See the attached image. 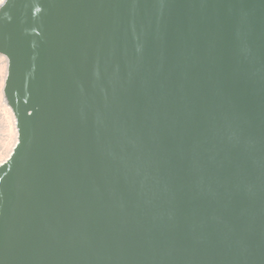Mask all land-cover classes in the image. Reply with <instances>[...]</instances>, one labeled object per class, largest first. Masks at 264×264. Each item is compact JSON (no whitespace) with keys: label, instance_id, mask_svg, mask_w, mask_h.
<instances>
[{"label":"water","instance_id":"water-1","mask_svg":"<svg viewBox=\"0 0 264 264\" xmlns=\"http://www.w3.org/2000/svg\"><path fill=\"white\" fill-rule=\"evenodd\" d=\"M0 264H264V0H2Z\"/></svg>","mask_w":264,"mask_h":264},{"label":"rangeland","instance_id":"rangeland-1","mask_svg":"<svg viewBox=\"0 0 264 264\" xmlns=\"http://www.w3.org/2000/svg\"><path fill=\"white\" fill-rule=\"evenodd\" d=\"M7 58L0 54V161L3 160L12 150L15 144L16 133L13 126V112L4 103V83L7 75ZM12 112V113H11Z\"/></svg>","mask_w":264,"mask_h":264},{"label":"bare ground","instance_id":"bare-ground-1","mask_svg":"<svg viewBox=\"0 0 264 264\" xmlns=\"http://www.w3.org/2000/svg\"><path fill=\"white\" fill-rule=\"evenodd\" d=\"M2 2V0H0V3ZM6 78V77H5ZM9 110H10V108H8ZM12 113V112H11ZM14 114H12V116H13ZM13 126H14V131H15V133H16V137H15V144H16V142H17V139H18V130H17V123H16V118H15V116H13ZM14 144V145H15ZM12 151V150H11ZM11 154V152L4 158V159H6V158H8L9 157V155ZM3 159V160H4ZM3 160H1V161H3ZM0 161V162H1Z\"/></svg>","mask_w":264,"mask_h":264}]
</instances>
